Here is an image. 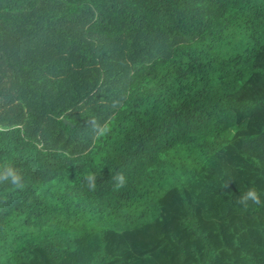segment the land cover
Masks as SVG:
<instances>
[{"label": "trees", "instance_id": "trees-1", "mask_svg": "<svg viewBox=\"0 0 264 264\" xmlns=\"http://www.w3.org/2000/svg\"><path fill=\"white\" fill-rule=\"evenodd\" d=\"M0 129V264H264V0H0Z\"/></svg>", "mask_w": 264, "mask_h": 264}, {"label": "clouds", "instance_id": "clouds-1", "mask_svg": "<svg viewBox=\"0 0 264 264\" xmlns=\"http://www.w3.org/2000/svg\"><path fill=\"white\" fill-rule=\"evenodd\" d=\"M92 127L93 132L95 133L97 138L105 136L109 131L107 125H100L95 121L92 122ZM253 163L257 167L260 166V160L256 157H253ZM112 179L116 181V183L114 184V190H119L126 186L127 180L123 173H116V175L113 176ZM84 180L87 182V185L90 190H96L97 176L95 174L88 173L84 177ZM5 181L10 182L15 189L23 190L25 186L23 183V177L20 172L8 164L0 166V183H4ZM3 200L4 202H7V197H3ZM236 202L242 205L244 209H247L249 207V202L257 206L262 204L260 195L255 188H248L239 196Z\"/></svg>", "mask_w": 264, "mask_h": 264}]
</instances>
